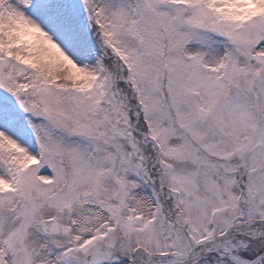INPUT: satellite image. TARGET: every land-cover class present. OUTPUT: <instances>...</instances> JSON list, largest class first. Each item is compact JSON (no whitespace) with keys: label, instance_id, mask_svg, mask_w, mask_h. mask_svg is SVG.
I'll return each instance as SVG.
<instances>
[{"label":"snow or ice","instance_id":"6c2138e0","mask_svg":"<svg viewBox=\"0 0 264 264\" xmlns=\"http://www.w3.org/2000/svg\"><path fill=\"white\" fill-rule=\"evenodd\" d=\"M0 264H264V0H0Z\"/></svg>","mask_w":264,"mask_h":264}]
</instances>
